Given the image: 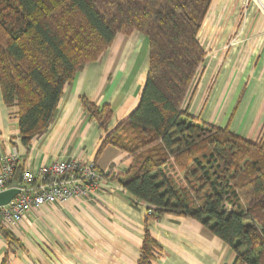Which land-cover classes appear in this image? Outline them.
<instances>
[{
  "label": "trees",
  "instance_id": "16d2710c",
  "mask_svg": "<svg viewBox=\"0 0 264 264\" xmlns=\"http://www.w3.org/2000/svg\"><path fill=\"white\" fill-rule=\"evenodd\" d=\"M211 3L0 0V93L4 105L15 108L24 144L47 128L65 86L118 34L146 37L139 103L100 146L132 156L118 181L132 200L147 204L137 264H153L160 248L149 221L168 215L198 221L232 250L231 264H264V143L184 108L204 61L198 33ZM80 102L106 129L111 107L84 96Z\"/></svg>",
  "mask_w": 264,
  "mask_h": 264
},
{
  "label": "crops",
  "instance_id": "0c3cea01",
  "mask_svg": "<svg viewBox=\"0 0 264 264\" xmlns=\"http://www.w3.org/2000/svg\"><path fill=\"white\" fill-rule=\"evenodd\" d=\"M246 24L242 33L238 26ZM205 57L184 103L188 114L264 143V17L253 1L212 0L198 33ZM148 41L135 31L118 34L97 61L68 83L47 128L27 144L20 140L14 107L0 93L1 156L18 154L13 184L21 173L54 160L93 162L104 174L87 199L70 198L31 210L4 226L0 264H137L147 204L134 201L118 181L132 156L107 144L104 137L138 105L148 70ZM84 96L108 104L112 119L98 125L82 107ZM20 180V181H19ZM159 245L153 264H231L232 250L192 218L165 216L149 221Z\"/></svg>",
  "mask_w": 264,
  "mask_h": 264
},
{
  "label": "built area",
  "instance_id": "2783aa9c",
  "mask_svg": "<svg viewBox=\"0 0 264 264\" xmlns=\"http://www.w3.org/2000/svg\"><path fill=\"white\" fill-rule=\"evenodd\" d=\"M249 0H243L244 6ZM252 1V0H251ZM264 15V0H253ZM0 191L12 187L18 154L12 151L1 156ZM109 173V172H108ZM104 173L93 162L77 158L54 160L37 171L24 170L19 193L7 204L0 205V235L4 226L20 221L31 210L46 204H57L70 198L87 199L100 188Z\"/></svg>",
  "mask_w": 264,
  "mask_h": 264
},
{
  "label": "water",
  "instance_id": "95a60500",
  "mask_svg": "<svg viewBox=\"0 0 264 264\" xmlns=\"http://www.w3.org/2000/svg\"><path fill=\"white\" fill-rule=\"evenodd\" d=\"M19 186L20 184H13L12 187L0 191V205L7 204L16 194H18Z\"/></svg>",
  "mask_w": 264,
  "mask_h": 264
},
{
  "label": "rangeland",
  "instance_id": "374dc122",
  "mask_svg": "<svg viewBox=\"0 0 264 264\" xmlns=\"http://www.w3.org/2000/svg\"><path fill=\"white\" fill-rule=\"evenodd\" d=\"M252 1H253V0H252ZM249 2H251V0H249V1L247 2V4H248ZM253 3L255 4V6H256L258 12L261 14V16L264 17V15L261 13L260 8H259V6L257 5V3H255L254 1H253ZM247 4H246L245 6H247ZM245 28H246V24L242 23L241 25L238 26V31H239V32H237V33H242V32L245 30Z\"/></svg>",
  "mask_w": 264,
  "mask_h": 264
}]
</instances>
